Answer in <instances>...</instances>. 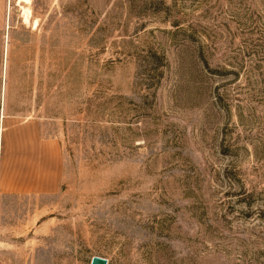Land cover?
I'll list each match as a JSON object with an SVG mask.
<instances>
[{"label":"rangeland","instance_id":"obj_1","mask_svg":"<svg viewBox=\"0 0 264 264\" xmlns=\"http://www.w3.org/2000/svg\"><path fill=\"white\" fill-rule=\"evenodd\" d=\"M28 1L0 0V264H264V0Z\"/></svg>","mask_w":264,"mask_h":264},{"label":"water","instance_id":"obj_2","mask_svg":"<svg viewBox=\"0 0 264 264\" xmlns=\"http://www.w3.org/2000/svg\"><path fill=\"white\" fill-rule=\"evenodd\" d=\"M90 264H107V261L100 257H92Z\"/></svg>","mask_w":264,"mask_h":264},{"label":"bare ground","instance_id":"obj_3","mask_svg":"<svg viewBox=\"0 0 264 264\" xmlns=\"http://www.w3.org/2000/svg\"><path fill=\"white\" fill-rule=\"evenodd\" d=\"M20 2H22V3H28L29 1L28 0H20ZM28 18H29V11L28 10H26V11H24V20H25V22H28ZM34 24V23H33Z\"/></svg>","mask_w":264,"mask_h":264}]
</instances>
